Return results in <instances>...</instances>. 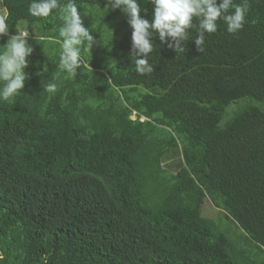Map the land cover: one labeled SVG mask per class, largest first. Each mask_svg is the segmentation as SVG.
I'll list each match as a JSON object with an SVG mask.
<instances>
[{"label":"trees","instance_id":"obj_1","mask_svg":"<svg viewBox=\"0 0 264 264\" xmlns=\"http://www.w3.org/2000/svg\"><path fill=\"white\" fill-rule=\"evenodd\" d=\"M30 2L0 0V43L24 21L34 48L0 100V264H264V0L234 34L217 21L202 52L195 27L184 52L154 36L145 75L126 14L75 0L96 43L57 80L62 21Z\"/></svg>","mask_w":264,"mask_h":264},{"label":"clouds","instance_id":"obj_2","mask_svg":"<svg viewBox=\"0 0 264 264\" xmlns=\"http://www.w3.org/2000/svg\"><path fill=\"white\" fill-rule=\"evenodd\" d=\"M153 6L151 20L141 16L139 0H107L104 8L120 9L127 16V23L132 29L129 59L139 75L150 74L154 71L149 62L154 44L153 37L167 44L176 53L184 52L185 42L189 41V29L196 28L198 35L194 42L198 52H202L205 44V34L215 33L217 21L222 20L227 25V32L234 34L243 29L249 10L248 0L235 4L234 0H147ZM234 7V11H230ZM75 0H31L28 12L31 16L48 18L56 16L62 21L58 29L57 43L60 45L59 71L54 73L53 80L66 73L68 78L77 75V69L83 64L82 52L91 50L96 43L90 29L84 26L82 13L78 11ZM85 15H89L84 12ZM6 14L0 17V37L8 35L9 26L5 20ZM194 19L198 24H194ZM29 33L18 31L11 35L7 42L0 45V100L8 101L25 87L30 75L25 69L33 54L34 48L28 42ZM193 40V39H192ZM48 93L55 94L57 83L51 82L44 86ZM135 119V111L131 115ZM141 121L144 120L142 117ZM206 201V200H205ZM212 206V205H211ZM213 207V206H212ZM214 208V207H213ZM218 212V208H214Z\"/></svg>","mask_w":264,"mask_h":264},{"label":"rangeland","instance_id":"obj_3","mask_svg":"<svg viewBox=\"0 0 264 264\" xmlns=\"http://www.w3.org/2000/svg\"><path fill=\"white\" fill-rule=\"evenodd\" d=\"M6 12L0 7V15H4ZM1 17V16H0ZM18 31H27V26H26V22L24 21H21L18 25ZM29 38V36H28ZM27 38V39H28ZM30 39V38H29ZM0 45H2L0 43ZM2 47V46H0ZM203 213L206 215V216H210L212 218H214L216 216V212H218L216 209H214L210 202L208 200L205 201V204H203Z\"/></svg>","mask_w":264,"mask_h":264}]
</instances>
